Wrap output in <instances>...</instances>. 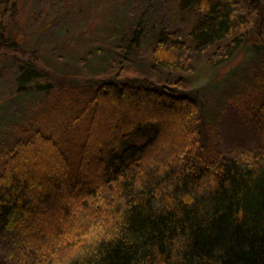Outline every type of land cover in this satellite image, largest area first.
<instances>
[{
	"label": "trees",
	"instance_id": "trees-1",
	"mask_svg": "<svg viewBox=\"0 0 264 264\" xmlns=\"http://www.w3.org/2000/svg\"><path fill=\"white\" fill-rule=\"evenodd\" d=\"M16 1L2 3L14 10ZM148 2L155 12L143 10L125 29H112L118 40L103 61L113 71L101 61L94 74L140 78L134 62L145 57V68L169 79L108 78L96 87L71 81L58 93L34 60L19 66L20 115L0 117V255L42 263L48 251L82 233L87 240L67 264H264V0ZM3 37L2 27L0 52L14 46ZM246 46L251 59L229 73L220 108L207 112L170 89L189 88L194 67L220 70ZM75 93L82 98L67 99ZM40 104L62 108L57 135L41 122L44 111L34 117ZM99 111L109 115L100 127L105 139L89 156L85 134L77 136L71 125ZM230 114L253 132L244 150L220 148L219 124ZM177 115L190 137L167 143L175 149L169 160H154L151 153L166 144L165 117ZM79 139L78 148L63 149ZM87 167L94 179L83 175ZM89 196L97 200L93 207ZM58 203L60 219L50 225Z\"/></svg>",
	"mask_w": 264,
	"mask_h": 264
},
{
	"label": "rangeland",
	"instance_id": "rangeland-1",
	"mask_svg": "<svg viewBox=\"0 0 264 264\" xmlns=\"http://www.w3.org/2000/svg\"><path fill=\"white\" fill-rule=\"evenodd\" d=\"M148 1H152V4L157 2V0H17V6L13 10L12 8L9 9L8 6L4 7L3 0H0V32L3 27L5 44L8 46L14 45L12 48L4 47L0 52V117H3L6 121L7 119H15V117L20 115L21 107L18 105L19 100H16V96L19 95L17 92L19 87V66L23 65V62H32L34 60L37 70L43 74L44 72L48 74L49 82L55 85L58 93L60 91L66 92L70 88L68 84L71 81H78L82 85L86 84L96 87V82L108 81L109 79L118 82L120 79L125 81L135 77V80H143L148 83L153 80L169 79L171 76H168L164 71L156 72L149 70L148 67L145 68V65H147L145 57H139V60L134 62L142 73L140 78L130 73L128 76L120 77H116V75L114 77L112 74L106 77H103V74H94V70H97V67H101L99 65L96 67L95 64L97 62L101 63L103 57L114 51L113 42H117L119 33L112 29L116 25L120 24L123 27L124 24L130 23L143 10L146 12L147 10H149L148 12L152 11L151 14L155 12V9H150L151 5L149 4L151 2L149 3ZM125 28L126 26H124ZM248 54L250 55V47L246 46L233 62L220 70H212L204 65L202 67L195 65L192 76L197 78L190 80L189 84L191 86L189 88L180 89L172 85L170 89L173 88L177 95H185L201 103L204 106L203 109L207 112L211 111L209 108H220L221 105H217L219 103L217 102V96L222 90L221 88L228 81L231 71V73H239V70L246 69V63L251 59ZM103 63L109 64L107 66L109 68L113 67L109 61L104 60ZM41 82V80H36L35 83ZM31 95H35L34 98L41 96L38 93H32ZM75 95L76 93L70 94L67 99H71ZM81 98V94L77 93L73 101ZM42 106L43 104H40V106L35 108L34 117H39L41 111H44L45 114L42 115L41 122L48 124L49 128L51 127L57 135L65 120L64 113L61 118L59 115L60 110L58 109L62 108L58 106L54 108L57 111H51L50 106L46 108ZM107 116L109 117V115ZM107 116L104 115V112H94L87 116L84 125H71L74 128V130H71L76 131L77 136L81 135L82 132L85 134L84 142L81 145L86 148L89 156H91L94 149L96 151L102 147L101 144L105 137L101 133L100 127ZM179 119L178 115L174 116L173 120L165 117L161 134L163 135L164 132L167 134L164 137L166 144L163 149L155 150V154L151 153V157L154 160L156 158V160L159 158L161 160H169L174 155V153H169V150L175 152V149L171 147L168 149L167 143L173 142L176 144V140L182 138V141L190 137L185 131V129L189 128V125L179 124ZM222 120L223 122L219 124L220 127L218 126L221 141L220 148L235 150L239 146V151L244 150L242 144L245 143L247 145L246 142L254 137L253 132L245 127L243 121L237 115L230 114L224 119L222 118ZM240 120L243 124L240 123ZM188 122L192 123L191 121ZM1 124L2 122L0 121V129L2 127ZM53 130H51L52 134H54ZM81 140L83 139H79L76 145L71 144L69 147H63V149L69 153L72 148L79 147ZM161 142L162 140H160L159 144ZM73 143L75 142L73 141ZM27 147L28 152H36L35 150H37L32 144H28ZM192 149L194 150L196 147L193 146ZM160 151L163 152L160 153ZM32 157H25L23 161L28 164ZM54 162L57 163L55 160ZM49 163L50 165L53 164L51 161ZM89 167L83 168L82 173L93 178L92 173L95 169ZM94 182L96 183V180ZM87 198L89 203L92 202L91 207H93L97 200L90 196ZM75 205L77 207L76 203ZM61 207L60 203H58L56 210H54L56 212L52 216L50 215L51 217L47 215V217H50V219L47 218V221H50L48 224L52 225L53 222H57L60 219ZM71 212H74V210L72 209ZM50 232L48 231L47 234L52 237ZM82 235L81 233L78 239L67 238L64 244L55 246L52 252H47L50 255L48 259L37 264H67V261L75 255L76 250L82 248L87 240ZM17 242L22 246V239L21 242L19 239ZM32 259L31 257L26 258L24 263L31 264ZM24 263L18 262L13 257L0 255V264Z\"/></svg>",
	"mask_w": 264,
	"mask_h": 264
}]
</instances>
